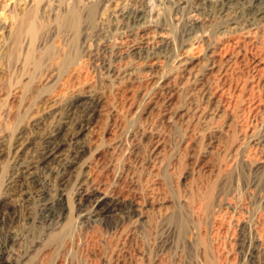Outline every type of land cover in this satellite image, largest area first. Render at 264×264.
<instances>
[{
	"label": "rangeland",
	"instance_id": "rangeland-1",
	"mask_svg": "<svg viewBox=\"0 0 264 264\" xmlns=\"http://www.w3.org/2000/svg\"><path fill=\"white\" fill-rule=\"evenodd\" d=\"M220 3L0 0V254L8 264H200L203 247L213 264H264V68L259 74L251 63L253 55L264 61V36L244 45L247 57L231 63L226 81L236 91L223 94L224 104L230 98L232 102L225 113L200 115L198 97L189 100L187 90L173 81L170 85L178 95L162 112L165 115L150 112L148 106L186 55L202 59L207 44L225 28L245 25L246 3L235 0L227 9ZM140 7L145 13L139 22L120 10ZM72 9L80 16L77 30L58 23ZM24 17L37 21L33 40L18 35ZM161 33L169 44L158 42ZM144 37L147 46L142 45ZM189 41H195L196 48L189 50ZM123 97L131 105L114 127L108 115L119 109ZM92 109L99 120L62 147L67 156L76 141L87 144L73 167L57 171L54 163L37 165L25 173L19 168L35 160L50 132L64 122H80ZM99 148H104L99 167H107L109 175L99 174V180L116 204L96 213L93 203L79 202L78 195L89 187L84 162L94 159ZM199 190L212 191L211 200L198 198ZM60 196L66 202L55 206L58 217L42 220V205L55 204ZM136 197L139 207H130ZM177 214L185 219L183 226Z\"/></svg>",
	"mask_w": 264,
	"mask_h": 264
},
{
	"label": "bare ground",
	"instance_id": "bare-ground-1",
	"mask_svg": "<svg viewBox=\"0 0 264 264\" xmlns=\"http://www.w3.org/2000/svg\"><path fill=\"white\" fill-rule=\"evenodd\" d=\"M207 1V0H206ZM221 3V7H226L229 8L231 6V4H233V1L235 0H219ZM244 3H246L247 5V18L245 21V25L244 26H230L228 29L225 28L224 31L220 32V35L213 41V42H209L206 46V53L205 56H203L202 59L200 58H196L192 55H186L182 62L180 67H178L177 71L172 75V77H170L171 79L169 81L164 80L162 83L161 88L154 93L153 97L150 98V101L148 102V106L150 107V112L154 111L155 114H159V115H165L163 114L166 106H170L173 103L174 97L178 95L176 88H174L175 86H173L174 84H181V88L182 89H186L187 93L189 95V100L190 98H193V96H197L199 101H200V109H197V113H199L200 115L204 116L205 114H212L213 115L221 112V113H225L227 110V107L230 104V99L225 101V104L223 102V94L226 91H231V92H235L236 91V86H232L231 84L227 83V71L230 70V68L232 67L231 63H234L237 59H244L247 57L246 54V50H244L243 48L246 46L247 43L254 41L257 37H262L264 36V0H242ZM90 2V1H89ZM136 2V1H135ZM134 2V3H135ZM138 2V1H137ZM177 2H180V0H177ZM243 3V4H244ZM139 4V3H138ZM214 4V3H213ZM140 5V4H139ZM219 5V6H220ZM141 6V5H140ZM122 7V6H121ZM133 7V6H132ZM135 7V5H134ZM246 7V6H245ZM131 8V7H130ZM144 8V7H143ZM219 8V9H220ZM244 8V7H242ZM120 9V8H119ZM224 9V8H223ZM240 9V8H239ZM122 10V14L123 16H131L132 17L130 19H132L135 22H139V20H141L142 15H144V11L142 10V8L140 7L139 9H135L134 11H129V9ZM241 10V9H240ZM219 11V10H218ZM233 11V10H232ZM224 13H225V9H224ZM235 13V12H234ZM231 14V13H229ZM238 14V13H237ZM232 15V14H231ZM125 16V17H126ZM230 16V15H229ZM246 16V15H245ZM226 17V16H225ZM25 19H20L19 25H18V35L21 34H27L30 36V38L33 40L36 36V29H37V21L34 17L32 18H27L24 17ZM234 18V17H233ZM101 21V23L103 22V18H99ZM127 19V18H126ZM196 19V18H195ZM131 20V22L133 23V21ZM198 20V19H197ZM58 23H60L61 25L64 26H69L72 28V30H77L79 27V22H80V16L77 10L72 9L70 10L66 16H61L58 19ZM129 21V20H128ZM142 21V20H141ZM134 22V23H135ZM191 22V21H190ZM193 22V21H192ZM233 22V21H232ZM238 22V21H237ZM199 23V22H198ZM139 24V23H138ZM141 24V23H140ZM191 24V23H190ZM240 24V23H239ZM142 25V24H141ZM145 26V24H144ZM130 27V26H129ZM195 27V26H194ZM193 27V28H194ZM201 27V26H200ZM227 27V26H226ZM143 28V27H142ZM147 28V27H146ZM146 28H144V30L146 31ZM133 29V28H131ZM195 29V28H194ZM137 30V29H136ZM139 30V29H138ZM132 31V30H131ZM149 31V30H148ZM203 31V30H202ZM243 31V34L241 35ZM136 32V31H135ZM142 32V31H141ZM158 32V31H157ZM161 32V31H160ZM190 32V31H189ZM132 33V32H131ZM144 33V32H143ZM147 33V32H146ZM152 33V32H151ZM165 33V32H164ZM126 34V33H125ZM159 34V33H158ZM131 35V34H130ZM135 35V34H134ZM141 35V34H140ZM139 35V36H140ZM147 35V34H146ZM151 35V34H149ZM187 35V34H186ZM133 36V35H132ZM145 36V35H144ZM154 36V35H153ZM157 36V35H156ZM192 36V33H191ZM207 36V35H206ZM128 37V36H125ZM136 37V36H135ZM152 37V36H151ZM186 37V36H185ZM188 37V36H187ZM195 37V35H194ZM133 38V37H132ZM147 38V37H146ZM158 42L160 43H164V44H169V39L165 34H160L158 35ZM202 38V37H201ZM208 38V37H207ZM140 39V38H139ZM153 39V38H152ZM185 40V38H183ZM191 39V38H190ZM199 39V38H197ZM205 39V38H204ZM133 40V39H131ZM138 40V39H137ZM183 40V41H184ZM186 41V40H185ZM197 41V40H196ZM204 41V40H203ZM155 42V40H154ZM202 43V42H201ZM205 43V42H204ZM148 44V40H145L144 37V42L142 41V45L147 46ZM158 44V43H157ZM183 44V43H182ZM195 41H189L188 46L190 47L189 50H191L193 47H195L196 45ZM112 45V43H111ZM141 45V46H142ZM245 45V46H244ZM127 46V45H126ZM135 46V45H134ZM138 46V45H137ZM140 46V45H139ZM140 46V47H141ZM156 46V45H155ZM160 46V45H159ZM205 46V45H204ZM154 47V46H153ZM168 47V45H167ZM187 47V45H186ZM199 47V46H198ZM252 47V46H250ZM111 48V47H109ZM116 48V47H115ZM120 48V47H118ZM132 48V47H131ZM146 48V47H141V49ZM160 48V47H159ZM196 48V47H195ZM200 48V47H199ZM248 48V47H247ZM18 49V48H17ZM125 49V48H124ZM123 49V50H124ZM128 49V48H126ZM140 48H138L139 50ZM158 49V48H157ZM161 49V48H160ZM159 49V50H160ZM163 49V47H162ZM166 49V48H165ZM194 49V48H193ZM253 49V48H252ZM137 50V51H138ZM147 50V49H146ZM153 50V49H152ZM230 51V53L227 54V52ZM127 51V50H126ZM141 51V50H140ZM139 51V52H140ZM143 51V50H142ZM141 51V52H142ZM163 51V50H160ZM159 51V52H160ZM251 51V50H250ZM119 52V51H117ZM121 52V51H120ZM129 52V51H128ZM135 52V51H134ZM155 52V51H154ZM157 52V51H156ZM190 52V51H189ZM32 51H29L28 56L31 55ZM124 53V51H123ZM145 53V52H144ZM142 52V55L144 54ZM147 53V51H146ZM145 53V54H146ZM199 53V52H198ZM126 54V53H125ZM134 54V53H133ZM122 55V54H121ZM136 55V54H135ZM138 55V54H137ZM140 55V56H142ZM149 55V54H148ZM153 55V54H152ZM156 55V54H154ZM116 56V55H114ZM126 55H124L125 57ZM146 56V55H145ZM250 56V55H249ZM226 57V58H225ZM144 58V57H143ZM152 58V57H151ZM159 58V57H158ZM118 59V58H117ZM123 59V58H122ZM161 59V58H160ZM181 60V59H180ZM125 62V61H124ZM143 62V61H142ZM153 62V60H152ZM126 63V62H125ZM129 63V62H128ZM139 63V62H138ZM154 63V62H153ZM160 63V62H159ZM227 64L226 68L223 69L222 68V64ZM251 63L253 65V69L255 72L259 73L262 71V69L264 68V61L262 58L260 57H255L253 55V57H251ZM123 64V63H122ZM152 64V63H151ZM155 64V63H154ZM119 65V64H118ZM124 65V64H123ZM147 65V64H146ZM234 65V64H233ZM114 66V65H113ZM122 66V65H121ZM129 66V65H128ZM137 66V65H136ZM145 66V65H144ZM156 66V65H155ZM159 66V65H158ZM143 67V66H142ZM251 67V66H250ZM153 66H151L152 70ZM233 68V67H232ZM240 68V67H239ZM115 69V67L113 68ZM176 69V68H175ZM252 69V68H251ZM112 70V69H111ZM119 70V69H118ZM154 70V69H153ZM156 70V69H155ZM129 71V70H128ZM246 71V70H245ZM248 71V70H247ZM113 72V70H112ZM125 72V71H124ZM153 72V71H152ZM123 73V72H122ZM129 73V72H126ZM150 73V72H149ZM156 73V71H155ZM146 74V73H145ZM152 74V73H151ZM142 75V74H141ZM215 75L217 76V80L213 77ZM236 75V74H235ZM256 75V74H255ZM128 76V75H127ZM254 76V75H253ZM261 76V75H259ZM139 77V76H138ZM138 77H136L137 79H139ZM144 77V76H143ZM163 77V76H162ZM129 77H126V79ZM150 78V76H149ZM258 78V82H259V77ZM123 79V78H122ZM125 79V81H126ZM155 79V78H154ZM169 79V78H168ZM242 79V78H241ZM240 79V80H241ZM263 79V78H262ZM120 80V79H119ZM130 80V79H129ZM147 80V79H146ZM161 80V79H159ZM158 80V81H159ZM227 80V81H226ZM136 81V80H135ZM153 81V80H152ZM170 81H173V85H170ZM124 82V81H123ZM145 82V81H144ZM156 82V80H155ZM243 82V81H242ZM253 81L250 80V82H248L250 85ZM150 83V82H149ZM159 83V82H158ZM161 83V82H160ZM257 83V82H255ZM143 84V83H142ZM146 84V83H144ZM137 85V84H136ZM140 85V84H139ZM152 87L155 88V86L153 84H151ZM150 85V87H151ZM249 85V86H250ZM258 85V84H257ZM144 86V85H143ZM149 86V85H148ZM125 87H127L125 85ZM124 87V88H125ZM134 87V86H133ZM147 87V85H146ZM252 87V85H251ZM254 87V86H253ZM138 88V87H137ZM149 88V87H148ZM180 88V89H181ZM91 89V88H90ZM136 89V88H135ZM134 89V91H135ZM144 89V88H143ZM146 89V88H145ZM238 89V88H237ZM240 89V88H239ZM87 90V89H86ZM126 90V89H125ZM128 90V89H127ZM155 90V89H154ZM247 90V89H246ZM137 91V90H136ZM145 91V90H144ZM241 91V90H240ZM252 91V90H251ZM89 92V91H88ZM87 92V93H88ZM93 92V91H91ZM186 92V91H185ZM248 92V91H247ZM124 93V92H122ZM132 93V91H131ZM151 93V92H150ZM182 93V92H181ZM145 94V93H144ZM186 94V93H185ZM253 94V93H252ZM88 98H89V94H87ZM121 95V92H120ZM129 94H127L128 97ZM132 95V94H131ZM137 95V94H136ZM180 95V94H179ZM231 95V94H230ZM145 96V95H144ZM233 96V95H232ZM238 96V95H236ZM250 96V95H249ZM91 97V96H90ZM125 97V95H124ZM123 99H119V105L116 111L114 110L113 113L110 112V114L108 115V117L110 116L112 118L113 121V126L116 127L118 122L121 121V116H122V111L123 109L130 108L129 106L131 105L130 100H128V98H124ZM132 97V96H131ZM92 98V97H91ZM94 98V97H93ZM130 98V96H129ZM133 98V97H132ZM139 98V97H138ZM148 98V97H147ZM187 98V97H186ZM149 99V98H148ZM194 99V98H193ZM235 99V98H234ZM244 99V98H243ZM254 99V98H253ZM94 100V99H93ZM116 100V99H115ZM139 100V99H138ZM141 100V99H140ZM145 100V99H144ZM143 100V101H144ZM177 100V99H176ZM175 100V101H176ZM90 101V100H89ZM95 101V100H94ZM117 101V100H116ZM136 101H137V97H136ZM193 101V100H192ZM251 101V100H250ZM194 102V101H193ZM97 103V102H96ZM137 103V102H136ZM139 103V102H138ZM178 103V101H177ZM174 102V104H177ZM195 103V102H194ZM232 103V102H231ZM92 104V103H91ZM95 104V103H94ZM134 104V103H132ZM179 104V103H178ZM190 104V103H189ZM196 104V103H195ZM102 104H100L101 106ZM188 105V104H187ZM88 106V104H87ZM99 106V107H100ZM144 106V105H143ZM142 106V107H143ZM186 106V105H185ZM191 106V104H190ZM102 107H105L102 105ZM100 107V108H102ZM108 107V106H107ZM133 107V106H132ZM173 107V106H172ZM196 107V106H195ZM106 108V107H105ZM135 108V107H134ZM137 108V106H136ZM174 108V107H173ZM172 108V109H173ZM187 108V107H186ZM109 109V108H108ZM171 109V110H172ZM190 109V108H189ZM188 109V110H189ZM102 110V109H101ZM111 110V109H110ZM135 110V109H134ZM178 110V109H177ZM194 110V109H193ZM248 110V109H247ZM131 111V110H130ZM148 111V110H146ZM167 111V110H166ZM228 111V110H227ZM231 111V110H230ZM96 111L94 109L90 110V113L88 114V116H85V119L83 117V120L80 119V122H72V121H67L64 122L65 124L58 126L56 129H54L52 132H50L45 138H44V142L42 144V146L40 147V150L38 151V154L35 158V160L29 164V165H24V166H20L24 167V173L25 170L27 171V169L29 167L32 166H37V165H43V167H49V166H53L52 164L54 163L55 166V170H62L65 171L71 167H73L76 162L83 158L82 156L86 153L87 150V144L86 143H80V142H75L73 143V147L70 150V155H63L62 152V147L70 140L73 139L75 137H77V135L83 131L85 128H87L86 126L90 123H93L96 119L99 120V118H96ZM163 112V113H162ZM169 112V111H168ZM172 112V111H171ZM170 112V113H171ZM184 112V111H183ZM196 112V111H195ZM255 112V111H254ZM81 113V112H80ZM100 113V112H99ZM109 113V112H108ZM187 113V112H186ZM149 116L150 113H148ZM154 114V115H155ZM172 114V113H171ZM185 114V113H184ZM192 114V113H191ZM231 114V113H230ZM127 115V114H126ZM153 115V114H152ZM153 115V116H154ZM198 115V116H200ZM100 116V115H99ZM103 116V115H102ZM147 116V114H146ZM218 116V115H216ZM222 116V115H221ZM145 117V116H144ZM169 117V116H168ZM176 117V116H175ZM190 117V116H189ZM197 117V115H196ZM220 117V116H219ZM101 118V117H100ZM185 118V117H183ZM210 118V117H209ZM232 118V117H229ZM107 119V118H106ZM147 119V117H146ZM164 119V118H163ZM182 119V118H181ZM188 119V118H187ZM197 119V118H196ZM150 120V118H149ZM159 120V119H158ZM183 120V119H182ZM181 120V121H182ZM198 120V119H197ZM196 120V121H197ZM203 120V119H202ZM207 120V119H206ZM151 121V120H150ZM160 121V120H159ZM167 121V120H165ZM201 121V120H199ZM148 122V121H147ZM192 122V121H191ZM242 122V121H241ZM96 123V122H95ZM182 123V122H181ZM198 123V122H197ZM204 123V122H203ZM229 123V122H228ZM238 123V122H237ZM105 124V123H104ZM110 124V123H109ZM122 124V123H121ZM159 124V123H158ZM165 125V123H163ZM193 124V123H192ZM95 125V124H94ZM93 125V126H94ZM108 125V124H107ZM203 125V124H202ZM201 125V126H202ZM205 125V123H204ZM209 125V124H208ZM227 125V124H226ZM160 126V125H159ZM89 127V126H88ZM119 127V125H118ZM145 127V126H144ZM192 127V125H191ZM206 127V126H204ZM99 128V127H98ZM112 128V127H111ZM159 128V127H158ZM209 128V127H208ZM227 128V127H226ZM146 129V128H145ZM153 129V128H152ZM201 129V128H200ZM218 129V128H217ZM94 130V129H93ZM113 130V129H112ZM147 130V129H146ZM151 130V129H150ZM191 130V129H190ZM197 130V129H196ZM103 131H105L103 129ZM119 131V130H118ZM153 131V130H152ZM184 131V130H183ZM187 131V130H186ZM199 131V129H198ZM113 132V131H112ZM109 131V137L111 135V133ZM150 132V131H149ZM185 132V131H184ZM99 133V132H98ZM152 133V132H151ZM150 133V135H151ZM165 133V132H164ZM189 133V132H188ZM194 133V132H193ZM202 133V132H201ZM214 133V132H213ZM212 133V134H213ZM97 134V133H96ZM156 134V133H155ZM211 134V135H212ZM218 134V133H217ZM216 134V135H217ZM221 134V133H220ZM220 134H218L220 136ZM80 135V134H79ZM143 135V133H142ZM214 135V136H216ZM98 136V135H97ZM95 136V137H97ZM107 136V137H108ZM112 136V135H111ZM162 136V135H161ZM188 136V135H187ZM190 136V135H189ZM192 136V135H191ZM200 136V135H199ZM209 136V135H208ZM94 137V139H95ZM142 137V136H141ZM201 137V136H200ZM206 137V136H205ZM217 137V136H216ZM79 138V137H78ZM145 138V137H144ZM149 138V137H148ZM152 138V137H151ZM154 138V137H153ZM158 138V137H157ZM164 138V136H163ZM193 138V137H192ZM197 138V137H196ZM194 138V139H196ZM213 138V137H212ZM215 138V137H214ZM213 138V139H214ZM220 138V137H218ZM76 139V138H75ZM93 139V140H94ZM98 139V138H97ZM150 139V138H149ZM200 139V138H199ZM216 139V138H215ZM154 140V139H153ZM160 140H162L160 138ZM210 140V139H209ZM238 140V139H237ZM88 141V140H87ZM92 141V140H91ZM159 141V140H158ZM69 143V142H68ZM149 143V141H148ZM147 143V144H148ZM154 143V142H153ZM190 143V141H189ZM209 143V142H208ZM213 143V141H212ZM237 143V142H236ZM111 144V143H110ZM159 144V142H158ZM162 145V143H161ZM213 145V144H212ZM216 145V142L215 144ZM114 146V145H112ZM147 146V145H146ZM153 146V145H152ZM217 146V145H216ZM239 145H234L232 147V150L235 152L237 150ZM119 147V146H118ZM151 147V146H150ZM149 147V148H150ZM155 147V145H154ZM159 147V146H158ZM162 147V146H161ZM159 147V148H161ZM213 147V146H212ZM252 147V146H251ZM108 148V147H107ZM146 148V147H145ZM187 148V147H186ZM255 148V147H254ZM153 149V147H152ZM151 149V150H152ZM160 150V149H159ZM158 150V151H159ZM239 150V149H238ZM110 151V150H109ZM113 151V150H112ZM150 151V150H149ZM157 151V150H155ZM162 151V150H161ZM232 151V152H233ZM107 152V151H106ZM122 152V151H121ZM110 153V152H109ZM116 153V152H115ZM210 153V152H209ZM104 154V148L103 150H101L100 148L98 150H96L95 153V157L92 160L86 161L84 162V168L86 169L88 175H86L87 178H89V187L83 191H81L78 195V201L79 202H91L93 203L91 206L94 208L96 213H100L103 211H107L108 209L112 208L111 206L115 205L116 203L114 202L112 196H109L105 191H106V187H104V183L101 181V179L99 180V174H101V176L103 175L104 177L109 176L107 174V167H99V161L101 160V157H103L102 155ZM106 154V153H105ZM108 154V153H107ZM113 154V153H112ZM154 154V153H153ZM156 154V153H155ZM179 154V153H178ZM181 154V153H180ZM229 154V153H228ZM184 155V154H183ZM138 156V155H137ZM175 158V156H174ZM179 158V157H178ZM103 159V158H102ZM154 160V159H153ZM81 161V160H80ZM177 161V160H176ZM102 162V161H100ZM179 162V161H178ZM103 163V162H102ZM261 163V161H260ZM259 163V164H260ZM108 164V163H107ZM157 163H155L154 165L156 166ZM262 164V163H261ZM101 165V164H100ZM178 165V164H177ZM105 166V165H104ZM126 166V165H125ZM150 166V165H149ZM177 167V166H176ZM223 167V166H222ZM53 168V167H52ZM51 168V169H52ZM99 168L103 169V172L97 170ZM152 168V166L150 167ZM127 169V168H126ZM129 169V167H128ZM127 169V170H128ZM155 169V168H154ZM159 169V168H158ZM54 170V169H53ZM54 170V171H55ZM105 170V171H104ZM122 170V169H121ZM124 170V169H123ZM122 170V171H123ZM126 170V171H127ZM30 171V170H29ZM49 171V170H48ZM85 171V170H84ZM111 172V171H110ZM128 172V171H127ZM133 172V171H132ZM137 172V171H136ZM158 172V171H157ZM113 173V172H112ZM119 173V172H118ZM135 173V172H134ZM153 173V171H152ZM123 174V173H122ZM127 174V173H126ZM132 174V173H131ZM149 174V173H148ZM124 175V174H123ZM154 175V174H153ZM38 176V175H37ZM120 176V175H119ZM129 176V175H128ZM147 176V175H146ZM155 176V175H154ZM35 176H30L31 180H34ZM112 177V176H111ZM118 177V176H117ZM38 178V177H37ZM125 178V177H124ZM129 178V177H128ZM153 178V177H152ZM151 178V180H152ZM106 179V178H105ZM114 179V178H113ZM131 179V178H130ZM133 179V178H132ZM137 179V178H136ZM88 180V179H87ZM149 180V179H148ZM150 180V181H151ZM105 181V180H104ZM108 181V180H107ZM106 181V182H107ZM117 181V180H115ZM130 181V180H129ZM154 181V180H153ZM126 182V181H125ZM124 182V183H125ZM132 182V181H131ZM136 182V181H134ZM88 183V182H87ZM120 183V182H119ZM129 183V182H127ZM159 183V182H158ZM111 184V183H110ZM122 184V183H121ZM138 185V184H137ZM117 186V185H116ZM121 186V185H120ZM132 186V185H131ZM153 186V185H152ZM151 186V187H152ZM111 187V185H110ZM128 186H125V188ZM132 188V187H131ZM154 188V187H153ZM111 189V188H110ZM113 189V188H112ZM115 189V188H114ZM129 189V188H128ZM138 189V188H137ZM157 189V188H156ZM122 190V188H121ZM142 190V189H141ZM112 191V190H111ZM139 191V190H137ZM121 192V191H120ZM127 192V191H126ZM110 193V191H109ZM113 193V192H112ZM117 193V191H116ZM134 193V192H133ZM144 193V192H143ZM146 193V192H145ZM150 193V192H149ZM159 193V192H158ZM194 193V192H193ZM153 195V193H151ZM196 194V193H195ZM118 195V194H117ZM142 196H144L142 194ZM146 196V195H145ZM148 196V195H147ZM146 196V197H147ZM203 197L205 198L206 202L210 201L212 198V191H207V192H203V191H198V195L197 197L199 198ZM131 198V196H128ZM151 197V196H149ZM148 197V198H149ZM190 197V196H189ZM115 198V197H114ZM155 198V197H154ZM123 199V198H121ZM133 199V198H132ZM140 198L136 197V201L130 202L129 206L131 207V205H137L139 202ZM142 199V198H141ZM157 199V198H156ZM185 199V198H184ZM57 203L53 204V203H44L42 205V220L44 221H49L52 219H55L58 217V212L56 211V207L60 205V207H63V204L66 202L65 199L60 196L57 199ZM118 200V199H117ZM145 200V199H144ZM227 200V199H226ZM141 201V200H140ZM159 201V200H158ZM53 202V201H52ZM117 202V201H116ZM121 202V201H120ZM152 202V201H151ZM155 201H153L154 203ZM188 203V202H187ZM219 203V202H218ZM128 204V203H127ZM191 204V203H190ZM140 205V204H139ZM151 205V204H150ZM199 205V204H198ZM128 206V207H129ZM138 206V205H137ZM139 207V206H138ZM142 207V206H141ZM134 209V208H133ZM143 209V208H142ZM216 209V208H215ZM137 210V209H136ZM138 212V211H137ZM143 213V211H142ZM189 214V213H188ZM194 214V213H193ZM195 215V214H194ZM149 217V216H148ZM147 217V218H148ZM187 219V218H186ZM177 220L180 222L181 226L184 225V221L185 219H183V217L181 216V214H177ZM184 229V228H183ZM194 234V232L192 233ZM196 234V233H195ZM127 238V237H126ZM193 238V237H192ZM191 238V239H192ZM127 241V240H126ZM199 255L201 258V263L200 264H213V260L211 255L209 254V251H207V249L205 247L201 248L199 250ZM0 264H8V262L6 261V259L4 258V256L2 255V253L0 254Z\"/></svg>",
	"mask_w": 264,
	"mask_h": 264
}]
</instances>
